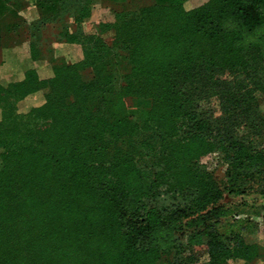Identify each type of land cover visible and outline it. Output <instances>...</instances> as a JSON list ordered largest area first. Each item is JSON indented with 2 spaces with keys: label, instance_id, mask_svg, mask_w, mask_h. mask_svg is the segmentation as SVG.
I'll list each match as a JSON object with an SVG mask.
<instances>
[{
  "label": "trees",
  "instance_id": "trees-1",
  "mask_svg": "<svg viewBox=\"0 0 264 264\" xmlns=\"http://www.w3.org/2000/svg\"><path fill=\"white\" fill-rule=\"evenodd\" d=\"M99 2L115 19L86 32ZM34 4L55 37L27 34L47 64L0 81V264H194L195 246L204 264H255L264 241L222 201L264 195V0ZM27 6L0 0V43H20ZM63 42L83 58L54 56Z\"/></svg>",
  "mask_w": 264,
  "mask_h": 264
},
{
  "label": "rangeland",
  "instance_id": "rangeland-1",
  "mask_svg": "<svg viewBox=\"0 0 264 264\" xmlns=\"http://www.w3.org/2000/svg\"><path fill=\"white\" fill-rule=\"evenodd\" d=\"M34 0H28V6L21 11V26L20 31L25 32V35H19L17 31V39L19 40V44L21 45L24 43L27 34H34L35 39L38 41H44L46 40H51L55 37V32L51 28V26H45L42 28V24L39 22L40 21V13L37 9L36 6H34ZM131 8V2L127 1L126 3L120 4L117 7V10L124 11V10H129ZM115 19V14L113 10L104 5L103 3H97L94 6L92 16L87 19L83 24L82 28L86 32L90 33H95L97 32L99 28V24L102 21H113ZM47 27H49V30H47ZM6 44V43H5ZM16 44V45H19ZM4 45V44H3ZM54 56L64 59L65 61L69 62L72 60H77L78 56L77 54H71L69 53L70 49H65V48H60L61 44L60 43H54ZM69 46V45H67ZM66 46V47H67ZM72 46V45H71ZM79 47V46H78ZM81 47V45H80ZM72 49V48H71ZM82 49V47H81ZM25 48L22 46L14 49H7L5 52V56L7 60H10L11 64L13 65V68H16L17 72H21L26 68H33L40 66V64H47V61H34L30 55H27V52L24 51ZM115 50L119 51L121 54V57L118 58H113L112 59V69L116 74V79H117V86L122 84V77L125 74V49L118 47L115 48ZM4 49H0V61L2 58ZM30 53V52H29ZM83 54V51H82ZM23 62L18 63L19 59H21ZM70 56V57H69ZM29 57L33 61L27 62ZM44 62V63H43ZM76 62V61H75ZM33 63V64H32ZM35 65V66H34ZM24 78V76H23ZM22 78V79H23ZM18 74H13L11 77L8 79H5L3 75L0 74V81L6 85L10 86L11 84L18 82L22 80ZM261 102L264 104V95L260 96ZM44 101V95L43 93L38 94L35 96L30 104H40L41 102ZM126 102L128 105H131L133 103V99L131 98H126ZM211 106L214 108V110L217 112L218 111V106L217 102L215 100L212 101ZM20 110L26 111L27 107L22 105L20 106ZM204 164L210 169L215 170L216 174L221 178L223 175V164L220 156L217 154L211 155L209 158L205 159ZM173 200H166V203H171ZM224 204L228 205L229 207L233 208V212L236 214L237 219H243L246 220L247 218H250L251 220L249 222H245L246 227L248 228V235H254L253 237L255 240L258 241V243H262L264 241V195L258 193V192H249L248 194L244 196H234L230 194H226L225 197L223 198L222 201ZM243 222V221H242ZM253 238H248L249 240H252ZM194 255L196 256V262L194 264H204L208 260V254L206 251L205 246H195L194 250H192ZM159 264H167L166 261H162ZM233 264V263H232ZM255 264H264V255L257 259L255 261Z\"/></svg>",
  "mask_w": 264,
  "mask_h": 264
},
{
  "label": "crops",
  "instance_id": "crops-1",
  "mask_svg": "<svg viewBox=\"0 0 264 264\" xmlns=\"http://www.w3.org/2000/svg\"><path fill=\"white\" fill-rule=\"evenodd\" d=\"M35 6V5H34ZM27 37V36H26ZM9 39H7L6 37L2 39V42L0 43V49L3 48L4 51H3V56L1 58V61H0V74L3 75L5 77V79H8L9 77H11L14 73L15 74H18L20 76V78L22 79L24 74H25V71L29 68H26L24 69L23 71L21 72H17L15 70H17L16 68H13V65L11 64V62H9L10 60H7L6 59V56H5V52L7 49H14V48H18L19 46L25 48V52H27V55L29 54L30 55V42H31V39L30 38H26L24 41V43H22L21 45H13L12 43L8 42ZM6 43V44H5ZM4 44V45H3ZM61 44V47L60 48H65V49H70L69 50V53L71 52V54H73V51H74V54H77L78 58L77 60L75 61H79L83 58V54H82V49L80 47L79 44H74V43H66V42H63V43H60ZM69 45V46H67ZM72 45V46H71ZM67 46V47H66ZM79 46V47H78ZM72 48V49H71ZM21 57V55H20ZM31 57V56H30ZM70 57V56H69ZM29 57H27L28 59ZM33 61L32 59H28L27 62H31ZM74 60L72 61H69V62H75ZM23 60H22V57L21 59H19L18 63H22ZM33 64V63H32ZM35 66V65H34ZM40 66H43V64H40ZM255 236L254 235H247V239L250 237V238H253ZM249 242H258L257 240H255L254 238L252 240H249Z\"/></svg>",
  "mask_w": 264,
  "mask_h": 264
}]
</instances>
